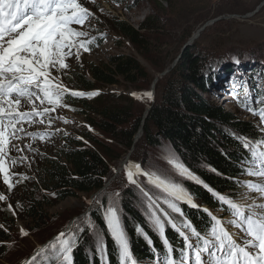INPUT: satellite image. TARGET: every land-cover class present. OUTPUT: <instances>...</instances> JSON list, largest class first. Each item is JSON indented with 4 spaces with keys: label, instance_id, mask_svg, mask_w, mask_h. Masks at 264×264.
<instances>
[{
    "label": "rangeland",
    "instance_id": "1",
    "mask_svg": "<svg viewBox=\"0 0 264 264\" xmlns=\"http://www.w3.org/2000/svg\"><path fill=\"white\" fill-rule=\"evenodd\" d=\"M79 2L94 15L90 16L83 26L72 25L77 31L88 33L86 37L77 39L86 41L95 39V43H97H94L93 49L89 51L80 49L78 56L76 50L73 49V55L66 58L68 67L52 71V76L56 77L54 82L66 88L71 94L81 92L75 90L76 88L68 79L71 85L69 86L66 77L71 76L78 68L89 75L91 63L102 65L109 62L110 57L122 54L135 57L148 72L146 79H139L134 83L125 78H119L118 84L96 86L94 92L102 93L103 103L101 106L92 104L93 112H91V107L90 111L87 110V112H91L89 113L90 117L97 119L98 115L95 112L104 105L112 103L134 104L138 115L144 114L146 108L152 103V96L148 97L146 94L152 93V86L157 75L171 67V71L161 79L160 87L158 88L156 85L155 97L159 89L162 90L166 87L165 84L181 55L192 46L190 52L202 55L201 57L205 60L203 72H208L216 77L212 91L201 92L202 95L211 103L218 104L254 124L261 133L262 138L259 141L264 140V121L259 115L243 106L247 93L246 103L251 108H264V98L256 97L255 93L256 89L262 90L264 87V6L253 16L243 17L255 11L264 0H79ZM228 15H235V17L224 18L207 27L201 32L198 39H194L195 44H188L197 29L204 23ZM117 18L135 28L145 23L148 26H154L151 32L146 33L148 44L145 52H139L127 38L113 27ZM32 108L31 103H26L24 99L21 100L19 111L31 112ZM36 108L38 111H42L44 108H54L55 110L43 116L34 115L31 117V121L25 119L17 123L16 127H23L24 131H17L15 135L19 139H10V142L5 145L4 167L9 170L10 180L14 187L10 188L4 182L3 172L0 171V195L7 197L6 200H0V229L9 233L10 236V240L4 242L6 248L2 255L3 258H0V264H38L49 263L54 259L64 260L60 251L62 248L60 240H55L44 247L58 232H65L66 235L62 239L75 233L72 248L77 246V241L81 242L85 235L96 239L95 245L100 252L99 255L105 260V250L101 251L98 239L102 237L104 242V236L98 229L91 213L102 206L101 201L97 198L108 188L107 200L109 203L104 208V213L111 203L117 210L122 226L123 213L120 200L128 187L135 189L139 199L138 204L147 214L148 219H150L151 212L147 207L148 200L143 192H149L171 219L181 215L162 202L165 198H172L161 193L159 189L149 183L148 177L142 174L143 172H162L182 185L190 195L183 184L186 178H191L179 175L170 166L166 157L174 156L192 176L197 178L192 180L198 181L199 178L184 165L167 141L163 140L158 147H151L142 139L141 142L128 149L120 141L91 126L87 122V117L76 111L77 108H82L81 105L74 106L62 97L55 104L48 103L47 99L43 104L36 100ZM7 124L8 120L5 119V125L7 126ZM86 129L103 143L112 157L119 156L111 161V174L105 187L100 191L80 193L63 201L49 197L38 180L45 157L56 156L60 148L71 147L72 143L69 139H65V136L78 138ZM29 133L37 135L32 136ZM42 136L43 138H41ZM127 156L130 157L120 167ZM130 162L139 164L142 170V173L135 175V184L129 182L127 178V166ZM118 170L119 172L116 173ZM245 179L256 184L264 183V178L259 176H248ZM32 190H34V197L44 203V221L36 222L28 215L31 206L29 194ZM117 193L118 195H116ZM190 197L192 203L197 204V200L191 195ZM225 198L250 205H260L261 202H257V198H263L264 201V195L249 188L243 190L237 199ZM182 201L185 200H173L179 208ZM9 205H11V209H9ZM8 211L13 214L15 220H4ZM214 214L223 221L224 227L233 234L234 239L242 243L245 239L242 229L229 224V221L235 217L224 216L221 211H216ZM157 215H160L166 226L167 219L163 214L157 210ZM89 220L94 225V229L88 227ZM80 229L84 230L80 231ZM123 229L125 231L124 226ZM155 229L160 234L156 227ZM21 230L27 232V235H23ZM185 233L189 240L195 244L196 237L190 231H185ZM53 244L55 247H52ZM248 250L253 251L252 249ZM203 256L206 257V254ZM203 264H207L206 259Z\"/></svg>",
    "mask_w": 264,
    "mask_h": 264
},
{
    "label": "trees",
    "instance_id": "2",
    "mask_svg": "<svg viewBox=\"0 0 264 264\" xmlns=\"http://www.w3.org/2000/svg\"><path fill=\"white\" fill-rule=\"evenodd\" d=\"M113 27L139 52L147 50L146 33L151 32L154 26L145 23L135 28L117 18ZM87 41L90 42L88 48L93 49L95 39ZM191 47L181 55L165 84L166 87L158 90L155 102L149 105L151 109L145 120L144 114L138 115L137 108L130 103H128L130 105L107 104L95 112L98 115L97 119L89 116V113L93 112L92 104L101 106L103 103L102 93L94 92L96 86L118 84L119 78L134 83L148 77L145 67L133 56L115 55L105 64L91 63L89 75L80 68L75 69L71 76L66 77L67 84L71 86L70 82L75 90L92 95L74 96L69 91L63 94V98L68 103L82 106L76 111L84 114L91 126L120 141L128 149L142 139L151 147H158L163 140L167 141L184 165L199 178L198 181L186 178L183 184L199 206L194 207L192 204L181 202L182 215L172 220L179 231L168 222L165 226L164 237L172 247L170 258L174 259L176 264H180L181 250L185 247L184 237L180 232L189 230L184 227L185 222H190L198 232L207 236L215 223L212 219L213 211L232 215L228 205L223 203L217 194L237 199L243 190L248 189V181L245 178L249 176L247 169L252 167V164L251 152L249 148L244 147V138L250 142L262 138L254 124L218 104L211 103L202 95L201 92L212 91L216 77L203 72L205 60L202 55L190 52ZM161 79L157 83L158 88L162 84ZM255 93L256 97L264 98V87L262 90L256 89ZM90 107L91 112H87L90 111ZM142 126L143 134L135 142V135ZM65 139H69L72 146L60 148L56 156L45 157L41 167L38 180L47 195L63 201L80 193L102 190L111 174V161L119 156L112 157L103 143L87 129L78 138L65 136ZM108 189L97 198L102 206L91 213L104 236L105 260L99 255L100 252L95 245L96 239L85 235L82 241H79L80 243L77 241V246L72 248L71 264H122L119 249L105 225L104 208L109 203ZM34 195L32 190L29 194L31 206L28 215L36 222H41L45 220L44 203L38 201ZM136 195L135 189L128 187L120 200L122 221L130 252L137 264L146 262L158 264V260L160 264H164L169 258L164 239L157 233L149 217L138 204L139 199ZM4 220L12 221L15 218L8 211ZM138 228L142 229V232H138ZM59 234L60 232L48 244L57 240ZM8 240H10L9 233L0 229V258H3L6 248L4 242ZM197 242L196 240L195 244ZM125 261L130 263L129 258ZM48 264H67V262L54 259Z\"/></svg>",
    "mask_w": 264,
    "mask_h": 264
},
{
    "label": "snow or ice",
    "instance_id": "3",
    "mask_svg": "<svg viewBox=\"0 0 264 264\" xmlns=\"http://www.w3.org/2000/svg\"><path fill=\"white\" fill-rule=\"evenodd\" d=\"M92 15L94 14L79 0H0V171L3 172L4 182L10 188L14 185L11 183L9 170L4 167L5 145L10 142V139H19L15 135L17 131H24L23 127H16L17 123L25 119L31 121L34 115L43 116L55 110L44 108L38 111L36 100L43 104L47 99L48 103L55 104L68 91L54 82L56 77L52 76V71L68 67L66 58L73 55V49L76 50L77 56L80 49L90 50L89 41L77 39L86 37L88 33L77 31L72 25L83 26ZM72 94L92 95L82 92ZM146 95L151 97L152 93L149 92ZM22 99L33 105L31 112L19 111ZM237 99L239 100V97ZM246 100L247 93L243 106L259 115L264 121V108L253 109L246 103ZM5 119L8 120L7 126ZM29 135L37 134L29 133ZM244 139V147L249 148L251 152L252 167L247 169L248 174L264 178V148H262L264 140L250 142ZM166 159L179 175L197 179L174 156L169 155ZM127 168V178L129 182L135 184V175L142 173L140 165L130 162ZM142 174L147 176L149 183L161 193L172 198H165L162 202L175 212L182 215L181 209L173 200H185L192 203L190 195L182 185L176 183L170 176L158 171ZM247 187L264 195V183L256 184L248 181ZM143 195L148 200L150 220L163 237L169 253V258L164 264H176V261L170 258L172 247L164 237L165 222L160 215H157V210L163 214L173 228L177 226L172 222L168 213L159 207V203L149 192H143ZM217 195L223 203L228 205L235 217L229 221V224L242 229L245 239L242 243L238 242L224 227L223 221L214 216L212 219L215 223L207 236L198 232L190 222H185L184 227L190 230L198 242L193 244L184 232H180L185 241V247L181 250L180 264H203L204 259L207 260V264H264V204L250 205ZM6 199L7 197L0 195V200ZM193 206L196 205L193 204ZM8 207L11 209V205ZM104 219L108 233L117 245L122 264H124L125 259L131 257L129 241L117 210L111 203L104 214ZM88 227L94 229L90 220ZM83 230L80 229V231ZM137 231L142 232V229L138 228ZM177 231H179L178 228ZM21 232L27 235V232L23 230ZM65 235L61 232L57 240H60L62 244L60 251L63 259L67 264H71L70 253L75 241V233L62 239ZM98 239L101 251L105 250L103 238ZM52 247L55 245L53 244ZM203 254H206V257ZM158 264H160L159 260Z\"/></svg>",
    "mask_w": 264,
    "mask_h": 264
},
{
    "label": "water",
    "instance_id": "4",
    "mask_svg": "<svg viewBox=\"0 0 264 264\" xmlns=\"http://www.w3.org/2000/svg\"><path fill=\"white\" fill-rule=\"evenodd\" d=\"M263 6H264V2H262V3L256 8L255 11H253V12H251V13H248V14L244 15L243 17H244V18H248V17L253 16V15L256 14V13L261 9V7H263ZM232 17H235V15H228V16H226V17H225V16H224V17L221 16V17H217V18H214V19H211V20L207 21L206 23H204L201 27H199V28L197 29V31L194 33L193 39L189 40L188 44L191 45V44L193 43L194 39H195V40L198 39V38L201 36V32H203L207 27H209V26H211V25H214L215 23H217L218 21H220V20H222V19H224V18H232ZM177 61H178V60H177ZM170 71H171V67L168 68L166 71H164V72L158 74L157 77L155 78L154 83H153V86H152V99H151V102H152V103L155 102L156 85H157L158 81H159L162 77H164L165 75H167V73H169ZM150 109H151V106H148V107L146 108L145 113H144V120L147 118ZM143 124H144V122H143ZM140 131H143V126L139 129V132H140ZM139 132H138V133H139ZM136 136H137V134L135 135V138H136ZM134 143H135V142H134ZM129 157H130V156H128V158H129ZM118 172H119V170H118L116 173H118ZM55 238H56V236L53 237L50 241L54 240ZM50 241H48L47 244H48ZM47 244H45L44 247H45Z\"/></svg>",
    "mask_w": 264,
    "mask_h": 264
},
{
    "label": "bare ground",
    "instance_id": "5",
    "mask_svg": "<svg viewBox=\"0 0 264 264\" xmlns=\"http://www.w3.org/2000/svg\"><path fill=\"white\" fill-rule=\"evenodd\" d=\"M193 43H194V42H193ZM226 100H227V98H226ZM138 132H139V131H138ZM142 134H143V131H140L139 133H137V136H136V138H135V142H137V141L141 138ZM127 159H128V156L126 157V159H124V160L122 161V163L120 162V163H121L120 167L123 166L124 163H126ZM119 170H121V168H119ZM257 199H258L257 202H259V203L261 202V204H264L263 198H257Z\"/></svg>",
    "mask_w": 264,
    "mask_h": 264
}]
</instances>
